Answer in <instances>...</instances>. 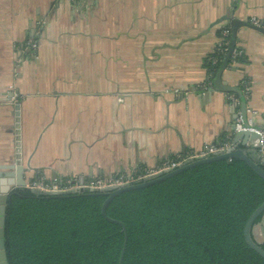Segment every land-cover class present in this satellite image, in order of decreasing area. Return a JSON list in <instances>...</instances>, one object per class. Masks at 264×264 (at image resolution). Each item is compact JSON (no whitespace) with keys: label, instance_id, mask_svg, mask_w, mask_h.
I'll return each instance as SVG.
<instances>
[{"label":"crops","instance_id":"1","mask_svg":"<svg viewBox=\"0 0 264 264\" xmlns=\"http://www.w3.org/2000/svg\"><path fill=\"white\" fill-rule=\"evenodd\" d=\"M252 18L264 0H0V165L19 154L26 184L84 181L230 145L241 100L208 92L204 60L228 20ZM235 48L222 80L248 86L264 134V34L242 26Z\"/></svg>","mask_w":264,"mask_h":264},{"label":"trees","instance_id":"2","mask_svg":"<svg viewBox=\"0 0 264 264\" xmlns=\"http://www.w3.org/2000/svg\"><path fill=\"white\" fill-rule=\"evenodd\" d=\"M231 34L229 25L220 29L221 41L204 60L210 85ZM244 61L242 53L231 55L227 67L238 68ZM238 88L243 93L244 86ZM105 199L98 192L11 190L4 213L7 263L264 264L243 234L248 218L264 202V179L241 159L199 164L115 195L105 214L120 221L125 232L102 215ZM261 220L260 214L253 223Z\"/></svg>","mask_w":264,"mask_h":264},{"label":"water","instance_id":"3","mask_svg":"<svg viewBox=\"0 0 264 264\" xmlns=\"http://www.w3.org/2000/svg\"><path fill=\"white\" fill-rule=\"evenodd\" d=\"M228 24H230L232 29L231 34V42L228 49V52L226 54V57L224 58L219 70L216 73V76L212 82V84L207 88L208 92L212 94L214 91H219L223 93H237L241 96V103L239 105L240 107V117L242 118V126L248 127V124L246 122L247 115H246V104L243 101V96L241 90H239L238 87L235 86H229L222 80V74L227 66L228 60L231 57V52L235 48V43L237 41V31L240 27H250L255 30L260 31L264 34V29L255 27L253 25H250L249 23L242 22L240 20H233L230 22L228 20ZM237 119L238 116H236L235 122L232 125L233 135L231 138L230 147L211 156L199 158L195 160H191L181 166H179L176 169H172L169 171L164 172L163 174H159L157 176H154L148 180H144L141 182H137L134 184H128L124 186H114V187H107L100 190H96L93 188L88 187H79L77 189L70 190L67 193H76L80 194L83 192H98L100 194H103L106 196L105 201L102 204L101 212L102 215L109 221L116 222L122 226V230L125 232V226L117 220L110 219L105 214V208L108 204V202L117 194L133 190L141 187H146L149 185H152L154 183H157L159 181L165 180L179 172H182L184 170H187L189 168H192L196 165L203 164V163H209L212 161L220 160V159H232L237 158L243 160L248 166H250L259 176H261L264 179V170L262 169V165H264V156L260 152L261 142H262V136L257 131H261L259 127L252 124V127L257 130H248V129H238L236 128L237 125ZM18 151V149H17ZM19 154H16L15 159L9 163L0 165V264H8L6 260V254L4 249V213H5V203L7 200V196L9 192L17 187H25L26 183L24 180V172L26 168H23V166L20 164L19 160ZM28 168V166H27ZM79 183H82V180L79 181ZM37 194H39L36 191ZM46 194H62L59 192H52V193H46ZM262 215V220L258 223H253L255 218L258 215ZM244 239L246 244L253 249L255 252L260 254L262 257H264V202L255 209V211L250 215L248 218L245 226H244ZM263 245V246H262Z\"/></svg>","mask_w":264,"mask_h":264},{"label":"built area","instance_id":"4","mask_svg":"<svg viewBox=\"0 0 264 264\" xmlns=\"http://www.w3.org/2000/svg\"><path fill=\"white\" fill-rule=\"evenodd\" d=\"M249 23L255 27H259L264 29V23L260 20H257L255 18H252L249 20ZM224 34H227L228 30L223 31ZM230 43L225 42V48H223L221 51L228 52ZM29 48V52L32 54H35L37 51V41L32 38L28 37L25 41L24 45L22 46V49ZM241 50H237V48H234L231 52V55L233 57L240 55ZM205 88V86H203ZM249 88L247 85H244L243 94L245 96L248 95ZM246 122L248 124V127L242 126V118L239 116L237 119V125L236 128L238 129H248V130H257L252 127V119L247 118ZM261 136H262V142L260 147V152L264 156V134L262 131L257 130ZM231 145L228 144H205L201 149L196 151H188L181 154L176 155L173 158L163 160L159 165L155 167H146L140 172H131V173H117L112 176L108 177H93L89 178L87 180L82 181L80 184L79 181L74 177H67V178H61V179H51L47 180L43 176H40L36 178L33 181H30L28 184L25 185L26 188H29L33 192H38L39 194H46V193H52V192H59V193H67L70 190L77 189L79 187H88L93 188L96 190H100L107 187H114V186H124L128 184H133L137 182H141L144 180H148L154 176H157L159 174H163L166 171L176 169L179 166L195 159L208 157L214 154H217L227 148H229Z\"/></svg>","mask_w":264,"mask_h":264}]
</instances>
